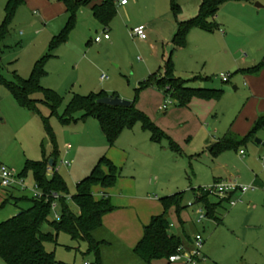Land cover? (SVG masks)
Segmentation results:
<instances>
[{
  "label": "rangeland",
  "instance_id": "374dc122",
  "mask_svg": "<svg viewBox=\"0 0 264 264\" xmlns=\"http://www.w3.org/2000/svg\"><path fill=\"white\" fill-rule=\"evenodd\" d=\"M7 1L0 0V26ZM126 1L130 2L128 12L117 7L116 17L107 26L94 18L88 6L79 10L69 40L47 61V76L41 80L43 88L63 98L55 114L45 104H39L36 113L22 108L3 80L15 82L16 76L24 80L30 78L36 63L49 53L54 36L59 35L66 24L64 4L60 0H26L18 9L8 36L0 44V166L11 169L21 186L0 190L2 198L9 200L5 206L0 201V224L17 216L19 211L27 210L35 192H39L33 171L27 167L29 163L42 162L44 156L52 157L53 147L45 120L49 121L56 139L58 156L54 170L68 187V194L62 196L78 214L79 209L72 202L77 194L76 178L88 172L78 169L84 158L92 156L96 147L107 142L94 118L65 125L60 117L74 96L105 92L135 103L136 108L181 149V155L173 154L168 150V142H164L158 146L156 156L146 160L151 163L149 168L145 170L133 163V169L136 171L139 167L138 174L146 183L152 182L154 189L164 187L161 195L152 192L153 198L181 194V208H173L168 220L170 233L182 239L184 252L194 255L195 238L201 235L204 239L202 255L207 258L205 264H264V134L260 132L254 143L227 150L217 157L210 152L228 132L234 133L233 127L239 123L242 111L250 107L248 76L252 74H242L239 70L244 68L242 60L250 64L254 56H259L261 46L264 47V37L258 34L260 27H264V0L224 3L211 22L220 26L218 33L223 37L226 34V41L217 30L210 33L198 28L188 35L187 48L173 54L176 78L186 80L199 76L204 81L191 82V88L223 91L220 99L207 102L201 109L193 101L181 106L176 98L156 92L152 87L139 91L140 83L151 74L164 72L165 58L171 56L172 46L162 39L166 38V24L164 30H158V36L155 28L147 31V41L134 37L132 31L142 23L150 25L156 18L174 17L170 0H140L138 7L133 0ZM195 1L177 0L180 14L183 11L189 14L195 4L198 6ZM257 5L263 9H257ZM105 33L110 41L97 44L95 40L103 38ZM103 75L109 79L101 81ZM223 77L228 82H223ZM34 98L45 101L43 94ZM166 103L167 110L164 109ZM202 112L208 113L199 117ZM137 129L126 130L123 139L148 135L139 130L140 125ZM257 140L262 144H256ZM70 145L73 146L71 151L68 150ZM240 151L244 154L240 155ZM216 181H235L249 189L246 194L233 195L231 201L235 206L223 204L220 224L202 219L198 212L203 206L195 199L200 189L209 191ZM209 200L214 203L219 199L211 196ZM54 217L52 212L49 221H54ZM42 231L52 232L48 224ZM114 246L117 247L114 244L112 250L108 249L111 251L106 257L109 264H131L129 256L119 251L118 255L113 254ZM45 249L54 255L58 264H95L94 254L88 253V244L74 240L66 232H60L56 241L46 243ZM0 264L5 263L0 259ZM156 264L169 262L161 260Z\"/></svg>",
  "mask_w": 264,
  "mask_h": 264
},
{
  "label": "trees",
  "instance_id": "16d2710c",
  "mask_svg": "<svg viewBox=\"0 0 264 264\" xmlns=\"http://www.w3.org/2000/svg\"><path fill=\"white\" fill-rule=\"evenodd\" d=\"M67 8L68 22L61 33L54 37L49 53L39 60L29 79L24 80L16 76L15 82L3 80L4 85L14 96L18 104L31 112H38V105L45 104L55 114L63 103V98L56 92L43 88L41 80L47 76L45 66L53 57L56 49L69 40L70 34L76 26L77 14L82 7L91 5L96 0H60ZM230 1L253 2L254 0H202L199 15L186 22L178 24V30L173 38L175 50L187 46V38L191 30L199 28L213 33L220 30L219 25L211 22L215 19L221 6ZM26 0H8L5 6V18L0 26V44L9 34L18 9L25 5ZM171 8L175 17L180 14V6L177 0H171ZM94 17L103 25L107 26L116 17L115 0H101L100 4L93 6ZM264 70V59L256 67L243 71L250 74H259ZM173 61L170 58L166 62L165 74L152 75L147 81L141 83L139 91L147 88H156L166 96L170 95L179 101L181 106H187L193 99L205 101L218 100L223 91L211 89L191 88L189 84L200 77L189 80L176 78L173 74ZM37 94H43L45 101L34 98ZM116 95L110 96L115 97ZM109 97L106 93L91 94L89 96L73 97L67 105L66 111L60 120L68 125L71 122L86 121L89 118L96 119L106 137L108 144L113 147L124 130L132 129L141 124L143 129L151 134L154 142L170 140L169 137L144 113L140 112L135 103L130 107H112L99 104L102 98ZM80 116V117H77ZM45 129L49 141L53 147V170L56 166L58 151L56 139L48 120H45ZM264 130V117H261L254 125L249 134L242 140H234L225 137L215 144L210 152L214 157L230 149H237L256 139L257 134ZM172 143V142H171ZM172 148L177 146L172 143ZM51 159L44 156L42 162L29 163L27 169L33 171L36 186L42 193L41 198H34L32 207L22 210L14 218L0 224V259L5 264H58L53 254L48 253L45 244L56 241L60 232H66L76 241L88 244V253L94 254L95 264H103V250L108 242L99 237L103 229V217L114 211V207L108 199L96 201L93 196V188L101 186L108 189L115 187L118 178V168L107 157H103L95 166L91 174L83 179L77 186V194L72 202L79 208L80 213L75 214L69 207L65 197L68 187L64 179L54 172L49 176ZM108 170V172H106ZM234 194L226 200L210 202V193L200 189L196 195V202L202 204L206 212V218L222 222L218 211L223 204H229ZM181 194L162 199L164 212L156 216L151 223L144 228V236L133 250V256L142 264H156L161 260H167L183 248L182 239L170 233L168 214L173 207L181 208ZM60 203V221H49L52 213V204ZM5 200L3 206L8 203ZM48 224L52 232L43 233L42 228ZM207 260V258L204 256ZM205 264V263H204Z\"/></svg>",
  "mask_w": 264,
  "mask_h": 264
},
{
  "label": "crops",
  "instance_id": "0c3cea01",
  "mask_svg": "<svg viewBox=\"0 0 264 264\" xmlns=\"http://www.w3.org/2000/svg\"><path fill=\"white\" fill-rule=\"evenodd\" d=\"M122 1H124V0H115L116 10H117V7H119L123 11L128 12V7L130 5V2H127L126 5H121ZM133 1L137 5L136 7H138L141 4L140 0H133ZM197 1H198V6L195 4L193 6V8H191V11L189 14H186V12L183 11L177 17H175L173 14L174 19H164V17L163 18L159 17V18H156L154 21L150 22V25L145 24V23H142L141 25H139L141 27H145L146 31H150L151 28H155L157 30L156 32H157V36H158L159 35L158 30L160 32H161V29L164 30L163 25L166 24V26H165L166 38H162V39L167 43V45L172 46L171 56H169L168 58H165L166 62L170 58L172 59L173 54L175 52H180V51H183L187 48V46H186L185 48L175 50L174 45H173V38H174V36L178 30V24L179 23L189 21L191 19L196 18L199 15L202 0H196L195 2H197ZM100 3H101V0H96L91 5L88 6L91 9L92 14H93V10H92L93 6L95 4H100ZM260 9H263V7ZM64 10H65V14L67 15V20H66V24H67L69 15L67 13V8L65 5H64ZM93 16H94V14H93ZM215 18H217V16ZM66 24H65V26H66ZM103 26H105V25H103ZM64 27H63V29H64ZM197 29L198 28H195V30H197ZM61 31L59 32V34L61 33ZM218 32H220V31L217 30V33ZM223 34H225V33L223 32ZM258 34L260 37H264V27H260ZM57 35H55L54 37H56ZM218 35L221 36L220 33H218ZM221 38L223 41H226V39H227L226 34L224 37L221 36ZM147 40H145V41H147ZM109 41L110 40H105V41L103 40L101 43H99V45L104 43V42H109ZM258 53H259V56L258 55L254 56L253 59L251 60L250 64H247L248 62H246L245 60H242V62H241L242 66L241 67H244V68H241L239 70L240 73L248 74V73H245L243 71L252 69V68L256 67L259 63H261L259 61H261V59H264V47L261 46V50ZM162 71H164V72H162V73L158 72L155 74L164 75L165 74V68ZM155 74H151L148 77V79L152 75H155ZM194 77H199V76H193V78ZM248 78L251 81V83H250L251 90L249 91V94H248V100H249L250 107L248 110H246L244 108V110L242 111V113L238 119L239 123L236 122L235 126L233 127L234 133L228 132L225 136V137L230 136V138L234 139V140H242L243 138H245L249 134V132L252 130L255 123L261 117H264V70L259 74H252L251 76H248ZM148 79H146V81ZM186 80H189V79H186ZM196 81H204V80H203V78H200ZM153 89L156 92H159V90H157L156 88H153ZM160 92H162V91H160ZM192 101L194 104H196L198 109L199 108L201 109V107L202 108L205 107L208 104L207 102H210V101H205V100H201V99H197V98L193 99ZM249 104H248V106H249ZM248 106H246V107H248ZM207 113L208 112H206V113L202 112L199 115V117L205 116V114H207ZM165 115H167L166 111H165ZM154 119H157V117ZM83 122H86V121H83ZM138 125H140L139 130H142V132L144 134L145 133L148 134L146 137H141L139 139L138 137L133 138V137L128 136L125 139H123V136H124L123 133L126 132V130H124L122 132V134L119 136L118 140L116 141V143L113 147H111L108 144V141H107L106 137L104 136V134L100 128L99 129L100 134L104 136L107 144L105 145L104 143H101L99 147H96L92 156L90 155V156L84 158L83 165L78 169L81 171H83V169H84V170H87L88 172L83 171L84 172L83 176H77V178H76V181H77L76 185L77 186L83 179H85L86 177H88L91 174V172L93 171L95 166L98 164V162L103 157H107V159H109L118 168V171H119L117 183H116L115 187L105 189V188H102L101 186H97V187L93 188V196H94L96 201H100L102 199H108L110 201V203L112 204V206L114 207L113 212H111V213H109L103 217V220H102L103 229L99 232V237L101 235L100 238H102L108 242V245L104 248V249L107 248V250H105V251L103 250V254H102L103 264H109L110 263V261H108V259H106V257L110 256L111 251H109V250H112L111 247H113L114 244H116L117 247L114 246L116 248V250H115V252H113V254L118 255L117 253L119 251L120 254H123L125 256L130 257L129 261L131 262V264H142L133 256V250L136 248L138 243L142 240V238L144 236V228L151 223V220L154 217L160 216L161 214H163L164 207L162 204V199L172 197V196H162V197L155 196L153 198L151 196V193L157 192L161 195L165 191L164 187L161 186V188H159V189L158 188L154 189V187H152L153 186L152 182L149 181V183H146V181L143 178H141V176L138 174L139 167H137L136 171H135L133 169L134 168L133 166L138 164L139 166H141L145 170L147 168H149L151 166V163L146 162V160L150 159L152 156H156L158 146L162 145L164 142H166V143L168 142V145H169L168 150H170L173 154L181 155V153H180L181 149L177 144H175L170 139V137H169L170 140H163L160 143L154 142L152 140L151 134L149 132L145 131L141 124H137L133 128L138 130L137 129ZM99 126H100V124H99ZM132 129H127V130H132ZM260 132H263V134H264V130H262ZM258 134H257V136H258ZM171 142L175 146H177V148H176L177 150H174L172 148L173 146H172ZM219 142H221V141H219ZM219 142H216V144ZM254 142H255V140L252 142H249V143H254ZM256 144L261 145V144L257 143V141H256ZM70 147L71 148H68L69 151H71L73 149L72 145H70ZM241 152L242 151H240V155H241ZM133 163H135V165H133ZM140 163L142 165H140ZM129 167H130V169H129ZM142 168H141V170H142ZM106 172H108V170H106ZM218 182H221V181H216V183H218ZM256 183H258V180H256ZM0 190L6 191L5 189H2V188H0ZM7 193L9 195H11V193H9V192H7ZM175 195H177V194H175ZM5 199L6 198H2V196L0 194V201H2V203L4 202ZM31 207H32V205L29 208H31ZM173 208H175V207H173ZM220 210L218 211L219 214H220ZM19 213H20V211H19ZM79 213H80V210H79L78 214ZM169 215H170V212L168 214V218H169ZM119 264H120V262H119Z\"/></svg>",
  "mask_w": 264,
  "mask_h": 264
},
{
  "label": "built area",
  "instance_id": "2783aa9c",
  "mask_svg": "<svg viewBox=\"0 0 264 264\" xmlns=\"http://www.w3.org/2000/svg\"><path fill=\"white\" fill-rule=\"evenodd\" d=\"M127 1L124 0L121 2V5H126ZM132 35L134 37H137L143 41L148 39V34L146 31L145 27H138L136 29H134L132 31ZM103 40H110V37L107 33H105L103 38L98 37L95 42L97 44L101 43ZM109 78L105 75H103L101 77L102 81H107ZM223 82H228V79L226 77H223ZM164 109H168L167 108V103L164 106ZM68 148H71L70 146ZM244 153L241 152V155H243ZM70 164L67 163V166H69ZM54 172H56L55 170H53V168L51 167L49 169V176L51 174H53ZM21 186V184L19 183L15 173L5 167V166H0V188L2 189H12L13 187H19ZM37 188V186H36ZM37 190L39 191V189L37 188ZM248 188L243 187L241 185H239L237 182L235 181H230V182H218L214 185V187H212L211 190L206 191L208 193H210L211 196H214L220 200H226L227 198H229V196L231 194H235L236 192H242L243 194H246L248 192ZM43 195L42 193L39 192H35L34 194V198H41ZM231 206H235L236 203L230 201L229 203ZM59 204L58 201L56 200L53 204H52V212L54 213V219L57 221H60L61 216H60V209H59ZM198 215L201 216L202 219H206V212L205 210H200L198 212ZM203 242L204 239L201 235H197L194 241L195 244V254H186L183 250V248H180L178 250V252L174 255H172L169 258V264H177V263H181V264H204L206 263V259L204 258V256L202 255V246H203ZM88 264V263H85Z\"/></svg>",
  "mask_w": 264,
  "mask_h": 264
},
{
  "label": "water",
  "instance_id": "95a60500",
  "mask_svg": "<svg viewBox=\"0 0 264 264\" xmlns=\"http://www.w3.org/2000/svg\"><path fill=\"white\" fill-rule=\"evenodd\" d=\"M258 9L262 8L261 5L256 6ZM99 104L107 105V106H112V107H130L131 102L122 100L118 96L115 97H105L102 98L98 101ZM257 143L262 144V141L257 140ZM53 160L50 162V166L53 167Z\"/></svg>",
  "mask_w": 264,
  "mask_h": 264
}]
</instances>
